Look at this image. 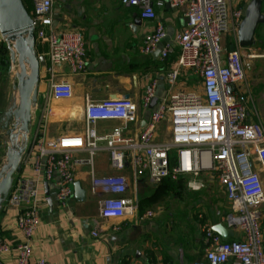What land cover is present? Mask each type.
<instances>
[{
  "label": "built area",
  "instance_id": "built-area-1",
  "mask_svg": "<svg viewBox=\"0 0 264 264\" xmlns=\"http://www.w3.org/2000/svg\"><path fill=\"white\" fill-rule=\"evenodd\" d=\"M56 0H31V19L35 27L36 48L45 57V70L50 84L40 105V122L36 130L39 156L37 181L17 174L5 206L18 210L17 226L24 240L14 247L15 264H30L31 237L38 222L39 176L54 182L56 199L65 207L74 198L76 151L88 153L86 163L93 167L99 142H106L112 174L99 176L91 168L90 188L97 195L100 215L125 218L139 209L136 199L127 195V177L119 172L126 163L133 168L134 179L147 174L152 182L181 176L198 178L201 173L214 175L223 186L229 212L221 223L240 236L223 239L205 222L204 256L193 264H264V237L261 229L264 204V107L252 96L245 60L255 54L250 47H241L238 31L244 19V8H232L228 0H170L171 7L186 6L185 24L172 41L162 21L158 20L152 0H121L122 4L141 9V18L154 21L144 35L142 52L159 51L162 59L178 48V59L166 78L170 86L167 97L151 109L138 137H130L125 127L116 126L110 133L95 127L102 121H130L139 117V106L130 97L88 98L84 108L83 133L49 134V102L47 98L70 99L73 88L65 79L55 80L57 67L66 65L71 74L87 69V43L81 30H58L53 12ZM264 5V0H262ZM156 5L162 7L163 0ZM231 36L233 49L225 39ZM39 53V52H38ZM186 68L199 79V90L174 91L181 71ZM157 81L145 86L142 106L150 108L156 97ZM170 122V139L158 140L160 125ZM173 158L171 159V156ZM192 190L204 186L202 180H189ZM152 210L144 213L153 216ZM0 237V254L12 251ZM34 264H53L38 258ZM134 264V263H129Z\"/></svg>",
  "mask_w": 264,
  "mask_h": 264
},
{
  "label": "crops",
  "instance_id": "crops-1",
  "mask_svg": "<svg viewBox=\"0 0 264 264\" xmlns=\"http://www.w3.org/2000/svg\"><path fill=\"white\" fill-rule=\"evenodd\" d=\"M152 0L158 20L162 21L172 41L185 24L186 6L171 7L170 0H163L164 5H156ZM232 8H244L252 0H228ZM31 6V0H29ZM245 16V15H244ZM137 20V24L135 23ZM54 26L58 30L77 29L84 34L87 43V69L82 74H71L66 65L57 67L55 80L65 79L73 88L70 99L59 100L47 98L49 102V134L83 133L85 130L84 108L88 98L103 99L106 97L128 96L139 106V117L130 121H102L96 124L99 132L110 133L116 126L125 127L130 137H138L143 125L148 120L152 108L142 106L145 86L152 80L157 81L156 97L158 101L170 93L166 75L172 64L178 59L177 48L168 58L145 54L142 52L144 35L153 27L154 21L141 18V9L122 4L121 0H60L55 2L53 12ZM233 39H225L227 49ZM255 54L245 60V69L252 96L261 109L264 107V24L259 25L255 41L250 47ZM41 55V50H38ZM42 69H45V66ZM41 84L38 104L43 106V94L47 92L51 80L45 77L44 88ZM6 69L0 72V87L7 81ZM197 84V85H196ZM13 91L14 80L10 81ZM5 87V85H4ZM187 87V88H186ZM190 87V88H189ZM199 79L192 71L184 68L172 88L174 91L199 90ZM4 90V89H3ZM0 95V103L8 104L13 92ZM6 107V106H5ZM40 110L33 118L32 133L26 162L21 175L37 181L35 167H44L45 157L39 156L36 130L40 122ZM76 123H79L78 125ZM65 127H61L62 125ZM63 125V126H64ZM158 140L170 139V122L161 124L157 132ZM75 182H80L86 191L84 200L74 198L67 206H60L56 199L57 189L54 182L39 176L38 222L31 237L30 264L38 258H46L53 264H193L204 256V236L201 230L205 222L221 223L222 217L229 212V202L223 186L218 179L203 172L198 178L184 177L185 180H202L204 186L192 194L193 207L191 216L192 230L173 234L166 230V220L160 206L153 202L156 197L152 182L145 173L134 179L133 168L128 163L120 171L127 177V195L137 200L139 209L125 218H106L100 215L97 195L91 192V168L99 176L113 173L109 163V152L106 142H99L93 167L86 163L88 153H74ZM179 179H174L175 181ZM264 179V178H263ZM264 181V180H263ZM188 186V185H187ZM186 188L175 191L176 208L182 210L183 193ZM192 190V189H191ZM152 200V201H151ZM198 209H197V208ZM151 208L153 216L145 217L144 213ZM153 211V210H152ZM172 212H167L171 215ZM18 210L14 206H5L0 215V237L13 246L12 251L0 254V264H15L17 250L14 247L24 240L17 226ZM261 229L264 237V204L262 206ZM241 233L233 230L228 239H234Z\"/></svg>",
  "mask_w": 264,
  "mask_h": 264
},
{
  "label": "water",
  "instance_id": "water-1",
  "mask_svg": "<svg viewBox=\"0 0 264 264\" xmlns=\"http://www.w3.org/2000/svg\"><path fill=\"white\" fill-rule=\"evenodd\" d=\"M135 23L137 24V20ZM261 24H264L263 2L252 0L246 8L238 31L241 47L253 45L256 31ZM0 34L8 50V59L3 67L9 71L12 66H17L13 94L5 109L0 112L1 215L5 210L14 178L21 174L26 162L33 115L40 108L38 95L41 68L46 65V60L37 51L35 27L23 0H0ZM230 49L232 50L233 46ZM158 54V50L154 52V56ZM157 102L158 98L154 97L150 108H154ZM74 194L77 199L86 198V191L80 182L74 183ZM213 229L223 239H228L233 234V230L227 229L222 223L214 224Z\"/></svg>",
  "mask_w": 264,
  "mask_h": 264
},
{
  "label": "rangeland",
  "instance_id": "rangeland-1",
  "mask_svg": "<svg viewBox=\"0 0 264 264\" xmlns=\"http://www.w3.org/2000/svg\"><path fill=\"white\" fill-rule=\"evenodd\" d=\"M60 0H56V3H58ZM27 7V10H30L31 4L28 1H25ZM0 40H3L0 34ZM4 42L0 43V51L4 50ZM3 55V54H2ZM17 72V66H12L9 71L6 70V73H8V79L7 81L2 82V86L0 87V95L1 93L5 92L8 94L10 91H12L10 81L15 79V73ZM42 87L44 86L45 83V77L47 76L46 70L42 69ZM15 82V81H14ZM5 85V87H4ZM197 85V84H196ZM44 88V87H43ZM187 88V87H186ZM190 88V87H189ZM4 89V90H3ZM13 92V91H12ZM5 104L0 103V112H2L5 109ZM40 115V114H39ZM169 121L165 120L162 124H168ZM77 125L79 123H76ZM64 125V124H63ZM61 127H65L66 125ZM173 158V155L171 156V159ZM173 182V181H172ZM172 182H165L164 184L161 182L160 184L162 186H159V182L156 183L154 189L156 190V197L153 198V202L156 203V205L160 206V210H162V213H164V216L166 220H169L167 222L169 224V227L166 228V230L171 231L173 234L177 235L180 234L181 232H188L192 230V221L193 217L191 216L192 211L195 210L193 207V202H192V194L194 192H199V190H191L188 186L185 180H177L175 183L172 185ZM184 187L186 188L184 190L183 195V207L182 210H177L175 204H176V194L175 191L178 188ZM201 191V190H200ZM151 200V201H152ZM195 206V205H194ZM197 208V207H196ZM153 212H156L155 210L159 208H151ZM198 209V208H197ZM172 212L171 215L167 214V212Z\"/></svg>",
  "mask_w": 264,
  "mask_h": 264
},
{
  "label": "trees",
  "instance_id": "trees-1",
  "mask_svg": "<svg viewBox=\"0 0 264 264\" xmlns=\"http://www.w3.org/2000/svg\"><path fill=\"white\" fill-rule=\"evenodd\" d=\"M25 1H28V0H23V2H24V4L26 5V3H25ZM27 8V7H26ZM28 12L31 14L32 13V6H31V8H30V10H28ZM2 42H4L3 40H0V43H2ZM4 45H5V47H4V50L2 51H0V69H2V67L4 66V63H5V61H6V59H8V50H7V47H6V44H5V42H4ZM3 54V55H2ZM6 69V68H5ZM7 70V69H6ZM179 178H183V177H179ZM178 178V179H179ZM172 182L171 184L173 185L174 183H175V180L174 179H172V178H164L161 182L164 184L165 182ZM161 182H159L158 184H159V186H162L160 183Z\"/></svg>",
  "mask_w": 264,
  "mask_h": 264
},
{
  "label": "flooded vegetation",
  "instance_id": "flooded-vegetation-1",
  "mask_svg": "<svg viewBox=\"0 0 264 264\" xmlns=\"http://www.w3.org/2000/svg\"><path fill=\"white\" fill-rule=\"evenodd\" d=\"M4 69H5V67H2V69H0V72H2ZM40 84H41V82H40Z\"/></svg>",
  "mask_w": 264,
  "mask_h": 264
}]
</instances>
